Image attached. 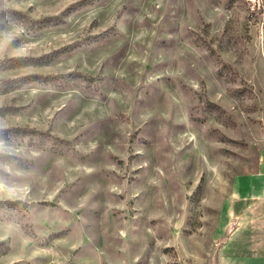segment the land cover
<instances>
[{
	"label": "rangeland",
	"instance_id": "374dc122",
	"mask_svg": "<svg viewBox=\"0 0 264 264\" xmlns=\"http://www.w3.org/2000/svg\"><path fill=\"white\" fill-rule=\"evenodd\" d=\"M263 164L264 0H0V264H219Z\"/></svg>",
	"mask_w": 264,
	"mask_h": 264
},
{
	"label": "crops",
	"instance_id": "0c3cea01",
	"mask_svg": "<svg viewBox=\"0 0 264 264\" xmlns=\"http://www.w3.org/2000/svg\"><path fill=\"white\" fill-rule=\"evenodd\" d=\"M235 190L218 231L219 264H264V173L237 177Z\"/></svg>",
	"mask_w": 264,
	"mask_h": 264
},
{
	"label": "clouds",
	"instance_id": "9594fccd",
	"mask_svg": "<svg viewBox=\"0 0 264 264\" xmlns=\"http://www.w3.org/2000/svg\"><path fill=\"white\" fill-rule=\"evenodd\" d=\"M17 55H24V54H26L25 53V51L22 49V50H20V52H18V53H16Z\"/></svg>",
	"mask_w": 264,
	"mask_h": 264
}]
</instances>
